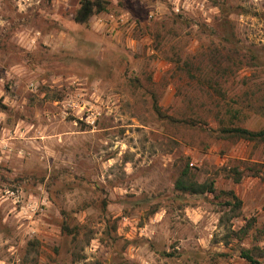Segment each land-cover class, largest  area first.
I'll return each mask as SVG.
<instances>
[{
    "label": "rangeland",
    "instance_id": "374dc122",
    "mask_svg": "<svg viewBox=\"0 0 264 264\" xmlns=\"http://www.w3.org/2000/svg\"><path fill=\"white\" fill-rule=\"evenodd\" d=\"M93 1L0 0V264H264V0Z\"/></svg>",
    "mask_w": 264,
    "mask_h": 264
},
{
    "label": "trees",
    "instance_id": "16d2710c",
    "mask_svg": "<svg viewBox=\"0 0 264 264\" xmlns=\"http://www.w3.org/2000/svg\"><path fill=\"white\" fill-rule=\"evenodd\" d=\"M95 1L93 0H80L79 8L74 14V19L78 22H86L89 16L93 13ZM59 59L44 60V62L58 63ZM39 65V64H38ZM37 66V65H35ZM155 111H159L156 101L153 103ZM223 133H233L239 137H242L247 140H259L264 139V128L259 130H251L241 126L234 125L232 123L224 124L220 129ZM264 179V176H263ZM174 188L180 190L181 192H190V193H204L206 191H214L213 181L208 183H198L193 179L189 178L188 169H183L177 179L174 182ZM232 198L239 203V200L235 195L232 194ZM226 204L235 207L234 203H229L226 201ZM240 257L244 259L248 264H261V262L254 257V255L247 249L240 251ZM125 264H138L136 262H130L126 260Z\"/></svg>",
    "mask_w": 264,
    "mask_h": 264
}]
</instances>
